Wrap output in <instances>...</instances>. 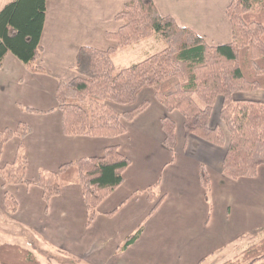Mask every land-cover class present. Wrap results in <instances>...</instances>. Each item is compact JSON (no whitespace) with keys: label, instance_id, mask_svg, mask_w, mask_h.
Listing matches in <instances>:
<instances>
[{"label":"crops","instance_id":"obj_1","mask_svg":"<svg viewBox=\"0 0 264 264\" xmlns=\"http://www.w3.org/2000/svg\"><path fill=\"white\" fill-rule=\"evenodd\" d=\"M129 1L46 0L43 53L38 64L44 73L30 72L11 54L4 59L0 68V131H15L24 124L30 133L23 140L14 137L6 143L0 168L13 162L20 144L27 160L25 176L30 182H36L40 170L56 172L68 162L102 157L109 146H117L131 164L123 173V183L98 206L90 225L81 186H65L46 203L40 188L9 185L4 190L0 178V223L5 221L11 227L0 230V241L30 250L34 242L29 238L33 237L53 248L60 257L57 259L70 264H216L211 259L239 241L264 236V166L252 178H227L222 172L226 148L187 135L183 116L178 111L168 113L150 89L143 90L136 103L146 101L148 107L130 122L121 118L124 135L66 136L62 130L55 92L60 82L75 77L79 48H116L113 61L117 69H123L135 64L130 61L134 54L150 48L152 40L161 45V39L152 37L151 42L142 41L137 50L135 45L118 48L115 40L107 38V33H116L122 27L115 16ZM153 1L159 15L172 17L209 45L230 42L226 7L231 0ZM119 55L129 62L123 64L131 65L117 67ZM262 93L237 95L264 103L257 97ZM218 101L210 117L211 128L220 127L216 125L221 107ZM166 116L176 126L173 154L164 145L161 121ZM201 167L210 182L208 201L200 180ZM149 188H153L152 202ZM5 192L18 205L14 213L4 205ZM140 228L136 241L118 252Z\"/></svg>","mask_w":264,"mask_h":264},{"label":"trees","instance_id":"obj_2","mask_svg":"<svg viewBox=\"0 0 264 264\" xmlns=\"http://www.w3.org/2000/svg\"><path fill=\"white\" fill-rule=\"evenodd\" d=\"M231 40L209 45L188 27L179 26L170 16L158 14L153 0H130L115 19L123 23L116 33H107L118 48L132 46L158 36L164 49L130 67L117 69L116 48H79L69 82H60L55 92L66 136L115 138L125 134L121 118L132 121L148 102L136 105L138 95L152 90L168 113L178 111L184 118L187 135L226 152L223 174L231 179L252 178L264 166V103L236 100L240 93L264 91V0H231L226 7ZM46 19V0H10L0 11V68L7 55H13L32 73H44L38 65L43 49L41 37ZM221 107L220 127H210L217 100ZM127 107L121 113L110 106ZM116 110V111H115ZM32 111V110H31ZM164 145L173 154L176 146L175 123L166 116L161 121ZM30 129L20 124L15 131H0V156L6 143L23 140ZM131 161L117 146L105 148L102 157L81 158L62 164L56 172L40 170L36 182L26 179L27 160L22 144L12 163L0 168L2 188L34 185L47 203L63 187L81 186L87 212V225L97 216V208L123 183V173ZM200 180L209 199L210 182L203 167ZM153 188L147 190L154 201ZM4 205L11 213L18 205L7 192ZM158 206L156 203L154 211ZM141 233L138 229L118 248L124 251ZM0 264H42L37 257L16 244L0 241ZM224 264H264V238L241 252L240 258Z\"/></svg>","mask_w":264,"mask_h":264},{"label":"rangeland","instance_id":"obj_3","mask_svg":"<svg viewBox=\"0 0 264 264\" xmlns=\"http://www.w3.org/2000/svg\"><path fill=\"white\" fill-rule=\"evenodd\" d=\"M8 1H10V0H0V11L8 3ZM152 37H156V38L160 39L158 36H152ZM152 37L145 39V40H142V41H147V43L151 42L150 40L152 39ZM142 41L134 44L135 50L138 49V46L140 45V43ZM152 42H153L152 45L151 46L149 45L150 48L146 47V48L141 49L139 52L134 54L136 57L132 58L130 61H133V63L136 64V63H138V61L140 62V61H142V59H145V57H148V55H152V54L159 52L160 47H162L164 49L165 45L163 42L161 43V45L159 43H156L155 40H152ZM121 54H123V53H120V55ZM120 55H119L118 59L116 60L117 67H123L122 65H131V64H123V63H129V62H124L122 57H120ZM257 97L260 98V100H264V93L258 94ZM234 99L245 100L242 96H239V95L234 96ZM247 100H248V98H247ZM218 104L220 106V101H218ZM112 106H114V105H112ZM113 108L118 110L119 112H124L127 110V109H117L118 108L117 106H114ZM213 119H214V117H213ZM219 119L220 118L217 117L216 125L217 124L220 125V128H222L224 130V132H226L225 131L226 129H225L223 123ZM226 134H227V132H226ZM8 212L11 213L10 211H8ZM10 228H11L10 225L7 224L5 221H3V223L0 225V230H2V231L10 229ZM262 238H264V236H262V234H259L257 236V238L250 237V238L244 239L242 241H239L236 245H233L229 251L227 250L224 253L220 254L219 256L217 255L216 257L212 258L211 261L213 263H216V264H224L227 261H233L236 258H240V254L242 251H244L245 249H247L248 247H250L254 244H257ZM29 240L34 242L32 245L29 246V249L33 251V253L37 257V259L39 258L42 261L41 262L38 259L41 263H44V264H70L69 263L70 261H67L66 259H57L59 257L58 253L54 252L53 248L48 247L47 245H42L41 243H39L40 240L34 239L33 237H30ZM71 264H79V263L71 262Z\"/></svg>","mask_w":264,"mask_h":264}]
</instances>
